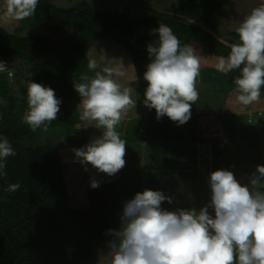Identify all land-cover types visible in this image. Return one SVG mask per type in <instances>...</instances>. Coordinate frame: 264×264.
<instances>
[{
    "label": "trees",
    "instance_id": "16d2710c",
    "mask_svg": "<svg viewBox=\"0 0 264 264\" xmlns=\"http://www.w3.org/2000/svg\"><path fill=\"white\" fill-rule=\"evenodd\" d=\"M94 1L103 5L100 0ZM133 1L136 7L146 4ZM230 1L183 0L174 9L155 11L145 7L147 14L134 16L129 9L100 11L85 1L62 8L55 0H38L35 14L19 20L21 28L34 33L23 36L0 27V60L8 71L13 69V61L21 64L16 67L15 80L23 65L28 72L17 87L10 79L13 75L0 73V140L6 139L15 152L4 161L6 175L0 176V264H99L97 246L108 247L114 239L108 230L119 229L122 203L142 192L144 186L151 190L164 172L181 180L194 178L195 173H186L183 167L188 159L194 161L190 143L208 144L220 151L222 114L191 108L190 119L178 125L166 116L157 119L155 109L146 107L143 123L133 122L125 129L116 127L119 134L123 132L126 144L149 146L145 159L141 162L136 154L126 151L125 166L117 175L98 187H86L85 204L71 207L58 150L80 149L90 143L80 119V97L74 84L86 82L82 77H94L97 70L87 67L88 57L95 52L93 46L102 41L114 43L128 54L138 84L146 89L143 74L150 62L147 47L157 42L155 30L159 25H167L181 47H191L200 58L196 83L219 85L226 94L233 91V80L240 70L220 71L217 64L228 57L231 45L239 43V38L236 29L225 39L218 37L212 24L216 13ZM53 34L61 37L53 39ZM29 81L53 89L61 101L57 120L46 122V131L43 126L33 131L23 122L28 111ZM236 149L240 152L242 147ZM223 150L226 155L230 152ZM254 156L255 150L245 157L246 161L254 164ZM247 162L242 167L250 170ZM215 168H219L218 163L212 171ZM14 183L20 188L7 191ZM256 190L264 191V181Z\"/></svg>",
    "mask_w": 264,
    "mask_h": 264
},
{
    "label": "clouds",
    "instance_id": "9594fccd",
    "mask_svg": "<svg viewBox=\"0 0 264 264\" xmlns=\"http://www.w3.org/2000/svg\"><path fill=\"white\" fill-rule=\"evenodd\" d=\"M5 4L6 16L19 21L35 14L38 0H5ZM155 31L158 40L147 47L150 62L143 74L147 83L146 89L141 87L145 90L143 104L155 109L157 119L166 116L182 125L190 119L191 107L199 99L196 79L200 58L191 47H181L169 26L160 24ZM236 33L239 43L231 45L228 57L219 60L217 69L240 70L233 80L234 91L237 101L247 106L259 101L264 87V4L251 10ZM87 67L96 69V61L89 60ZM3 72H8L9 77L13 75L0 60V73ZM124 75L118 67H105L103 74L96 72L90 79L82 77L86 82L74 84L82 108L80 119L96 121L97 128L103 129L101 136L74 149V154L82 164H90L108 176L125 166L126 141L116 127L136 104L131 96L133 89L122 88L113 79ZM26 89L28 111L23 122L33 131L42 126L46 131L47 123L57 120L61 101L53 89L41 84L29 81ZM190 144L194 146L197 163L208 164L204 151ZM13 155L11 144L0 140V176L6 175L4 161ZM222 161L229 170L249 171L229 159ZM211 165L210 202L198 212L163 210L161 203H170V198L147 189L126 201L121 227L108 230L114 239L108 243L106 264H264V191L252 190L264 181V166L257 165L248 184L242 185L237 181L241 174H236V179L228 170L215 168L211 172ZM91 186L98 187V183L93 181ZM19 188L20 184L14 183L6 190L15 192Z\"/></svg>",
    "mask_w": 264,
    "mask_h": 264
},
{
    "label": "rangeland",
    "instance_id": "374dc122",
    "mask_svg": "<svg viewBox=\"0 0 264 264\" xmlns=\"http://www.w3.org/2000/svg\"><path fill=\"white\" fill-rule=\"evenodd\" d=\"M83 1L100 11L113 12L115 10H120L121 12H125L126 9H129L134 16H142L148 13L145 7L149 8L148 10L165 11L166 9L163 10V8H168V10L174 9L183 0H143L146 1V4L143 6L138 5L139 7L133 5L135 4L133 0H100L103 5H100L94 0H55V3L59 7L68 8L71 6H79ZM136 1L141 2L140 0ZM261 4H264V0H231L228 6L218 11L212 19V24L216 28L217 36L222 39L228 37V32L235 30L242 20L250 14L251 10ZM0 27H3L11 33H17L23 36L35 32V30L21 28L20 21L10 19L6 16L5 0H0ZM17 28L21 29L17 31ZM50 36L53 39H57L59 36L61 37V35L57 34ZM93 51L95 52H90L88 60L94 59L96 61V72H101L103 74V69L105 67H118L125 75L122 77L113 76V79L121 84L122 88L130 87L133 89L131 96L132 99L136 101L135 107L134 109H129L127 115L117 127L125 129L133 122L143 123L145 121L144 116L146 115V106L143 104L145 90L138 84L133 64L128 58V55L116 44L106 41H102L100 44L93 46ZM12 66L13 69H10V72H13V76L10 79H12V83L17 87L28 75L27 66L23 65L22 70L17 74V80H15L16 67L21 66V64L18 63V61H13ZM196 88L199 92V99L191 108H195L202 113H220L223 115L222 136L218 145L220 151L226 148V151L229 150L230 152L228 151L229 153L226 155L224 150L222 153L212 149L208 144L198 143V146L204 151V160H208V164L203 162V165L198 164L195 152L192 153V157L194 158V161L192 160L193 162L188 159L191 156L188 154V163H183V167L186 168V173H195L194 178L191 177L188 181L181 180L176 175L173 176L164 172L165 174L160 177L161 179L156 185H152L151 189L153 191H160L166 197L170 198V203L167 200L161 203V208L163 210L176 211L178 209H195L198 212L200 208L206 206L211 198V191L208 185V172L210 171H208V168L211 163V172L212 166L218 163L219 168H216V170L223 169L231 171L235 178L236 174H241L244 179H236L242 185L248 184L249 178L255 172L257 165L264 166V95L260 96L258 102L245 106L237 101V93L234 90L226 94L219 85L203 83H196ZM79 109L80 112H82L80 104ZM96 125V121L83 120L82 126L88 133L90 142L94 138L102 135L103 129L97 128ZM225 129H228L229 132H225ZM252 129L255 132H251ZM119 135L121 139H124L123 132H120ZM238 145L242 147V149L239 150L244 156H241L240 152L236 149ZM148 147L147 144H126V151L131 154H136V157L142 162L145 159ZM74 149L77 148L60 147L58 151L63 161V171L67 190L71 196L69 205L71 207H80L85 204L86 187H92L91 184L93 181L97 182L98 185L109 182L119 171L112 176L98 172L90 164H82L75 156ZM253 150L257 152V156H254L256 159L254 160V164L247 162L245 158ZM218 157H221L224 162L226 159H229L230 163L233 162L234 165L247 162L250 170L246 172L229 170L223 166L222 159ZM256 188L252 190L256 191ZM146 189L147 188L144 186L142 192ZM124 204L125 202L120 206L119 228L121 227V216ZM208 210L212 209L209 208ZM108 251L109 247L97 246L99 264H106L105 255Z\"/></svg>",
    "mask_w": 264,
    "mask_h": 264
},
{
    "label": "bare ground",
    "instance_id": "6f19581e",
    "mask_svg": "<svg viewBox=\"0 0 264 264\" xmlns=\"http://www.w3.org/2000/svg\"><path fill=\"white\" fill-rule=\"evenodd\" d=\"M5 63V62H4ZM149 148V147H148ZM149 150V149H148ZM164 153V152H163Z\"/></svg>",
    "mask_w": 264,
    "mask_h": 264
}]
</instances>
